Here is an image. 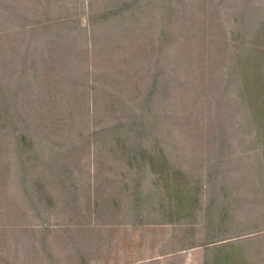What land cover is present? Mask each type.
Segmentation results:
<instances>
[{"label": "rangeland", "instance_id": "rangeland-1", "mask_svg": "<svg viewBox=\"0 0 264 264\" xmlns=\"http://www.w3.org/2000/svg\"><path fill=\"white\" fill-rule=\"evenodd\" d=\"M260 92L264 0H0V264H264Z\"/></svg>", "mask_w": 264, "mask_h": 264}, {"label": "crops", "instance_id": "crops-1", "mask_svg": "<svg viewBox=\"0 0 264 264\" xmlns=\"http://www.w3.org/2000/svg\"><path fill=\"white\" fill-rule=\"evenodd\" d=\"M195 248H197V247H195ZM192 249H194V248L187 249V250H192ZM184 252H186L185 249H181L180 250V253H184ZM151 254L149 255L150 257H148L146 259H142L140 261L134 259V260L129 261L128 263L121 262V263H117V264H151L150 262H156L158 264H164V260H162V259H164L166 257H169V256H171L172 254H175V253H168V254H166V253H163V254L158 253L155 256H151ZM184 264H186V263L184 262Z\"/></svg>", "mask_w": 264, "mask_h": 264}, {"label": "trees", "instance_id": "trees-1", "mask_svg": "<svg viewBox=\"0 0 264 264\" xmlns=\"http://www.w3.org/2000/svg\"><path fill=\"white\" fill-rule=\"evenodd\" d=\"M249 74V72L247 73V75ZM246 75V77L248 78V82L249 83H251L252 81H254L250 76H247ZM248 91H250V89L248 90ZM263 93L262 92H260V93H255V95H252V96H250V98H252L255 102H257V103H261V104H263V102H264V97H263ZM184 249V248H183Z\"/></svg>", "mask_w": 264, "mask_h": 264}]
</instances>
